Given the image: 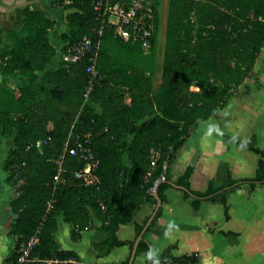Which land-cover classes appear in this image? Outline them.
<instances>
[{
    "label": "trees",
    "instance_id": "trees-1",
    "mask_svg": "<svg viewBox=\"0 0 264 264\" xmlns=\"http://www.w3.org/2000/svg\"><path fill=\"white\" fill-rule=\"evenodd\" d=\"M153 1L159 9L161 0ZM93 2L57 1L67 20L61 43L93 35L98 25ZM55 26L56 19L47 11L25 6L21 23L6 33L0 46V144L10 141L3 168L7 180L18 187L12 201L16 217L11 223L17 240L6 264L17 260L20 242L40 226V244L24 264H46V259L53 258L60 262L52 264H76L71 260L78 256L60 249L56 240L60 220L72 224L77 234L100 223L108 234L102 245L106 253L124 244L133 247L134 240L118 237L120 226L143 203L156 205L152 186L165 200L177 151L200 121L223 108L251 76L264 47V0H169L162 81L157 89L153 82L157 39L147 52L139 44L116 38L107 26L100 50V81L84 106L86 62L63 61L62 46H55L51 38ZM10 77L18 82L17 88L7 85ZM71 131L93 133L92 147L100 160L96 183L86 185L72 177L59 187L54 209L46 213L54 189V160ZM49 134L53 146L43 152L26 149L28 142ZM154 149H160L161 156L152 164ZM253 149L261 154L255 179L264 182V152ZM164 161L167 179L156 183ZM67 165L77 169L84 161L69 156ZM191 172L189 168L178 184L189 188ZM234 186L233 182L211 183L206 190L194 191V203L197 206L205 198L225 204L227 188ZM160 214L161 208L139 242L138 253L150 250L146 235ZM148 219L136 224V238ZM154 260L200 264L196 254L175 256L172 247Z\"/></svg>",
    "mask_w": 264,
    "mask_h": 264
},
{
    "label": "crops",
    "instance_id": "crops-1",
    "mask_svg": "<svg viewBox=\"0 0 264 264\" xmlns=\"http://www.w3.org/2000/svg\"><path fill=\"white\" fill-rule=\"evenodd\" d=\"M57 1L0 0V46L6 33L21 23L22 10L28 6L45 10L56 19L51 38L59 47V32L65 17ZM163 61L161 74L156 77L154 73L155 86L162 81ZM253 148L264 152V47L251 76L234 91L223 108L200 121L177 151L169 171L170 181L177 186L170 184L165 190L161 214L146 235L154 259L160 260L164 250L172 247L175 256L196 254L200 264H264V182L255 179L261 154ZM189 168L192 172L186 188L177 181ZM230 182L235 186L227 188L225 204L202 198L195 205L194 191L206 190L211 183L226 186ZM17 194L18 187L7 180L2 158L0 264H6L16 245L11 223L16 217L12 201ZM155 207L149 202L143 203L132 219L120 226L118 237L135 243L136 224L150 219ZM55 237L60 249L78 256L77 260H71L76 264H125L127 261L129 264L134 247L124 244L104 252L102 245L108 234L98 222L77 234L72 224L60 220ZM149 261L146 252H136L132 264H152Z\"/></svg>",
    "mask_w": 264,
    "mask_h": 264
},
{
    "label": "built area",
    "instance_id": "built-area-1",
    "mask_svg": "<svg viewBox=\"0 0 264 264\" xmlns=\"http://www.w3.org/2000/svg\"><path fill=\"white\" fill-rule=\"evenodd\" d=\"M92 8L98 22L93 29V35H85L77 41L62 43V59L68 64L86 62L87 84L83 93L84 103L88 101L95 87L99 84L101 72L99 69L102 35L107 26L113 28L114 36L132 44H139L144 50L149 51L154 38L157 39L160 29V14L153 0H94ZM12 88L18 87L17 81L7 82ZM107 130V128H106ZM52 135L30 141L26 145L28 150L43 152L45 147L53 146ZM93 133H69L64 140L61 152L55 157L56 173L54 177V189L52 196L46 202V213L54 209L55 195L61 185L67 184L72 177L83 180L86 185L96 183V172L100 160L93 150ZM69 156H78L84 161V165L77 169H71L67 165ZM160 149L152 150V164L160 158ZM25 165V162H23ZM151 173H147V178ZM168 176V163L163 162V171L156 180L165 181ZM146 178L145 182H148ZM155 191V187L150 189ZM79 226L77 225L76 228ZM89 227H85L88 229ZM41 229L38 227L32 235L19 244V255L13 264H24L31 259L33 250L40 244ZM60 262L58 258L46 259V264Z\"/></svg>",
    "mask_w": 264,
    "mask_h": 264
},
{
    "label": "rangeland",
    "instance_id": "rangeland-1",
    "mask_svg": "<svg viewBox=\"0 0 264 264\" xmlns=\"http://www.w3.org/2000/svg\"><path fill=\"white\" fill-rule=\"evenodd\" d=\"M168 4H169V0H161V4L159 7L160 29H159V33L157 36L156 53H155L156 58H155V67H154V73L156 74V77H158L161 74V69H162L161 64H162V61L164 58L165 31H166V22H167V15H168ZM64 21H65V24L63 26H61L59 33H61L62 31L67 29V26H66L67 20L65 19ZM61 46H62V43L60 41V47ZM145 51H147V50H145ZM149 51H147V52H149ZM12 79L13 78H11V77L8 78L6 83L14 81V79L13 80ZM158 86L154 85L155 89H157ZM192 89H197V87L193 86ZM9 143H10L9 140L4 139L3 142L0 144V161L2 158L3 159L5 158Z\"/></svg>",
    "mask_w": 264,
    "mask_h": 264
},
{
    "label": "water",
    "instance_id": "water-1",
    "mask_svg": "<svg viewBox=\"0 0 264 264\" xmlns=\"http://www.w3.org/2000/svg\"><path fill=\"white\" fill-rule=\"evenodd\" d=\"M173 186H177V184L173 183V182H170ZM182 189L184 190H187L185 187H181ZM154 196L157 200V204H156V207H155V210L152 214V216L150 217L149 221L146 223V225L144 226L141 234L135 239V243H134V247H133V251H132V255H131V258H130V261H129V264H132L134 259H135V256H136V252H137V249H138V245H139V242L143 239V236H144V233L146 232L148 226L150 225V223L152 222V220L154 219L158 209L160 208L161 204H162V199L160 198L159 196V193L157 191V188L155 187V191H154Z\"/></svg>",
    "mask_w": 264,
    "mask_h": 264
},
{
    "label": "clouds",
    "instance_id": "clouds-1",
    "mask_svg": "<svg viewBox=\"0 0 264 264\" xmlns=\"http://www.w3.org/2000/svg\"><path fill=\"white\" fill-rule=\"evenodd\" d=\"M146 255L149 260H152V264H158V261L153 259L154 253L152 252L151 249L148 251V253H146Z\"/></svg>",
    "mask_w": 264,
    "mask_h": 264
}]
</instances>
